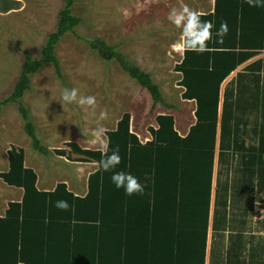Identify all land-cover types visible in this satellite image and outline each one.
<instances>
[{"label": "crops", "instance_id": "1", "mask_svg": "<svg viewBox=\"0 0 264 264\" xmlns=\"http://www.w3.org/2000/svg\"><path fill=\"white\" fill-rule=\"evenodd\" d=\"M196 12L214 24L207 49L182 37L174 81L157 82L164 101L142 87L105 132L142 194L99 171L101 147L29 157L0 140V264H264V9L210 0Z\"/></svg>", "mask_w": 264, "mask_h": 264}, {"label": "rangeland", "instance_id": "2", "mask_svg": "<svg viewBox=\"0 0 264 264\" xmlns=\"http://www.w3.org/2000/svg\"><path fill=\"white\" fill-rule=\"evenodd\" d=\"M15 8L0 11V100L9 96L21 72L24 51L34 59L41 57L48 34L56 31L64 0H16ZM210 0H74L73 13L81 22L58 43L65 82L53 64L44 65L31 76V89L23 96L44 146L62 148L70 141L86 147H100L114 119L134 108L135 95L144 89L116 60L104 61L79 37L101 38L116 46L156 82L167 86L175 79L174 68L180 58V30L168 19L169 9L187 6L194 11L208 7ZM64 88H76L78 96H94L95 108L61 104ZM140 94V100H142ZM143 101V100H142ZM106 113L104 119H99ZM102 126L104 135H97ZM5 150L22 146L33 155L31 138L15 103L0 112V140ZM4 146V145H3ZM1 147V145H0ZM3 151V148H0ZM53 154L44 159L45 170L56 167ZM65 166V165H64ZM67 168V167H66Z\"/></svg>", "mask_w": 264, "mask_h": 264}, {"label": "trees", "instance_id": "3", "mask_svg": "<svg viewBox=\"0 0 264 264\" xmlns=\"http://www.w3.org/2000/svg\"><path fill=\"white\" fill-rule=\"evenodd\" d=\"M64 2L65 6L59 13L57 29L48 34L47 42L41 50V57L34 59L30 52L24 51L25 59L21 66L18 80L14 85V89L9 96L0 100V112L3 106L9 103H15L17 105L18 111L24 121V131L31 138L33 148L44 155H49V149L42 144L30 109L22 99L24 94L31 89V76L48 63L53 64L56 74L65 82L61 61L56 53L57 45L68 32H73L75 30L76 26L81 22V19L73 13L74 0H64ZM17 3L18 1L16 0H0V11L7 12L12 10ZM79 39L90 45L104 61L109 62L116 60L131 78L135 79L141 87L149 91L154 105L164 101V94L161 87L155 82L152 74L146 72L139 65L130 60L123 52L119 51L116 46L107 44L101 38L79 37ZM71 145L76 147V145ZM14 153L15 150H12L10 153L12 161Z\"/></svg>", "mask_w": 264, "mask_h": 264}, {"label": "clouds", "instance_id": "4", "mask_svg": "<svg viewBox=\"0 0 264 264\" xmlns=\"http://www.w3.org/2000/svg\"><path fill=\"white\" fill-rule=\"evenodd\" d=\"M242 3L247 4L250 8L264 9V0H242ZM168 21L180 30L183 37V47L187 51L203 53L207 47L208 42L213 39L214 24L212 21L201 20L200 15L189 9L187 6L181 8L173 7L169 9ZM226 22L221 23L220 28L215 32L217 38L222 39L227 34ZM61 104H77L86 105L95 108L96 99L94 96H78L76 88H64L61 93ZM106 113H101L99 119H104ZM104 128L99 126L96 129V134L104 135ZM102 158L98 162V169L102 173H110L109 180L116 190H123L125 196L132 197L136 194H142L144 185L140 182L138 177L131 172L120 169L121 156L119 148L114 147L109 152L108 143L105 142L101 146ZM259 204V201L257 202ZM55 207L61 210H67L68 204L66 201H57Z\"/></svg>", "mask_w": 264, "mask_h": 264}]
</instances>
